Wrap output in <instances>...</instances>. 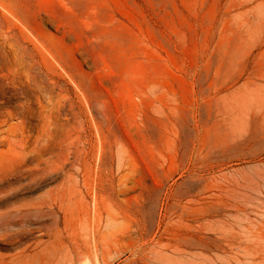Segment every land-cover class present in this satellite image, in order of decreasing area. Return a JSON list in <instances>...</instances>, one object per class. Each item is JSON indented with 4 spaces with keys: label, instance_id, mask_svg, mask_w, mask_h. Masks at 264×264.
I'll use <instances>...</instances> for the list:
<instances>
[{
    "label": "rangeland",
    "instance_id": "374dc122",
    "mask_svg": "<svg viewBox=\"0 0 264 264\" xmlns=\"http://www.w3.org/2000/svg\"><path fill=\"white\" fill-rule=\"evenodd\" d=\"M3 14L30 40L17 67L0 29V264H57V232L97 229L106 264H264V0H0ZM78 135L83 163H63ZM62 187L80 200L67 221ZM95 196L116 219L89 224Z\"/></svg>",
    "mask_w": 264,
    "mask_h": 264
},
{
    "label": "bare ground",
    "instance_id": "6f19581e",
    "mask_svg": "<svg viewBox=\"0 0 264 264\" xmlns=\"http://www.w3.org/2000/svg\"><path fill=\"white\" fill-rule=\"evenodd\" d=\"M4 16H5L4 14L0 16V29H5V26L3 23ZM29 34L30 33H29L27 26L20 28L19 32H17L13 24L9 25L4 31V38L10 42V45L13 48V51L15 54V62H16L17 67L19 65V61L23 59L24 54L28 53L25 50L27 49L25 45L28 46V41L30 40ZM22 50H23V53H22ZM25 77H26V84H25L26 93H35V96H36L37 94L36 90H42V88L45 87V84L42 81V79L41 80L36 79L30 73L29 70L25 72ZM36 98L38 99V101H40L39 96H36ZM40 108H41V113H42V118H43L42 126L44 129H46V105L41 103ZM51 110L52 108L47 109V112L48 111L50 112ZM81 141H82V138L80 135H78L73 138L72 143L76 145V144H79V142ZM62 158H63V163H68V162L69 164L83 163V159L80 156V150L77 145H76L75 150L72 153V157H71L72 159H69L70 157H62ZM120 189L121 190L128 189L127 183L125 181L121 182ZM72 194L73 193L71 192V189H69L68 187H62V189L57 190V192L54 195V200L56 201V203L60 204V208L65 210L66 215L64 219L66 221L68 220V217H67V210L69 208L68 206L70 204L75 205L76 202L80 201V200L73 201ZM108 210L109 209L106 206L105 202L103 200H99L95 196L93 208L92 207H90L89 209L85 208L87 220L89 224H91L92 222L93 223L97 222L98 226H100L103 222L104 211L107 212L108 218L116 219L111 214V212H108ZM55 236H56L57 246H54L53 244L49 243V245L46 246V250L50 249L51 251H53V253H51L53 255H55V253H58L57 255H59L58 256L59 259H58L57 264H95V263L106 264L107 263L106 258L103 257V259L101 260L100 256L103 255L102 253L105 250V246L108 245L110 240H108L107 237L101 238V235H99L98 229L90 233V236H89V233H85L86 237L84 238L80 237L78 234L72 235L71 237H69L68 242L61 239V237H59L58 235V232L55 234ZM241 245L243 246V244Z\"/></svg>",
    "mask_w": 264,
    "mask_h": 264
}]
</instances>
